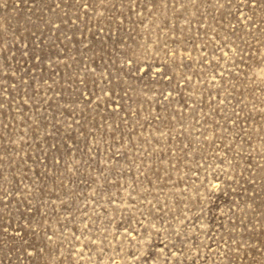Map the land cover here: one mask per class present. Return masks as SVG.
I'll return each instance as SVG.
<instances>
[{"label":"rangeland","instance_id":"obj_1","mask_svg":"<svg viewBox=\"0 0 264 264\" xmlns=\"http://www.w3.org/2000/svg\"><path fill=\"white\" fill-rule=\"evenodd\" d=\"M0 264H264V0H0Z\"/></svg>","mask_w":264,"mask_h":264}]
</instances>
